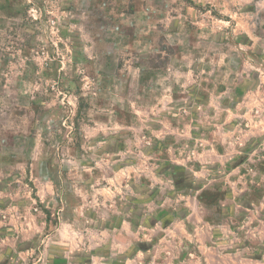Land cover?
<instances>
[{
	"label": "rangeland",
	"instance_id": "rangeland-1",
	"mask_svg": "<svg viewBox=\"0 0 264 264\" xmlns=\"http://www.w3.org/2000/svg\"><path fill=\"white\" fill-rule=\"evenodd\" d=\"M121 1L0 0V264L154 262L201 193L204 264H264V0Z\"/></svg>",
	"mask_w": 264,
	"mask_h": 264
},
{
	"label": "crops",
	"instance_id": "crops-1",
	"mask_svg": "<svg viewBox=\"0 0 264 264\" xmlns=\"http://www.w3.org/2000/svg\"><path fill=\"white\" fill-rule=\"evenodd\" d=\"M113 2H122L121 0H112ZM128 1V0H127ZM131 2H134L135 5L137 4L136 8L141 7L142 11L138 12V15L153 17L154 16V2L153 0H131ZM153 8V9H151ZM126 16L128 14L124 13ZM146 14V15H144ZM151 23H154V19L152 18ZM167 96V102L169 100V95ZM165 99L161 98L160 102H164ZM156 193H154V197ZM196 199V202L200 201L198 197H194ZM194 199L192 202L187 204L190 211L185 213H176V212H167L163 208L159 209V206H163V203H161L162 200L157 201L156 198H154V205L157 207L154 208V222L150 224L149 227L154 229V248L158 246V248L161 247V250H165V253L163 256L158 257L157 253L154 249V262H152V258L150 260L144 259V264H204V259H208L205 255L207 254L206 251L213 248V246L209 245V242L203 241L201 238L198 237L199 231L200 232H209V228L207 225L202 227L192 226L190 224V218L193 214L194 209ZM185 215V216H184ZM131 226L134 227L137 226V229L144 228L140 223H136L137 225L131 223ZM196 245H195V244ZM174 245L177 247V249L183 250L186 248V251H184L183 255L184 257H178L175 256V254L171 257L166 254V251L169 250V248ZM198 248V251L195 252L187 251L188 247ZM219 255L221 253L225 254L226 252H220L217 250ZM200 252L203 256H200ZM227 254V253H226ZM185 255H187L185 257ZM192 256V259L189 257ZM194 256V258H193ZM197 258H196V257ZM223 256V255H221Z\"/></svg>",
	"mask_w": 264,
	"mask_h": 264
},
{
	"label": "trees",
	"instance_id": "trees-1",
	"mask_svg": "<svg viewBox=\"0 0 264 264\" xmlns=\"http://www.w3.org/2000/svg\"><path fill=\"white\" fill-rule=\"evenodd\" d=\"M203 195H204L203 193L200 194V198H199L200 201L202 200Z\"/></svg>",
	"mask_w": 264,
	"mask_h": 264
}]
</instances>
